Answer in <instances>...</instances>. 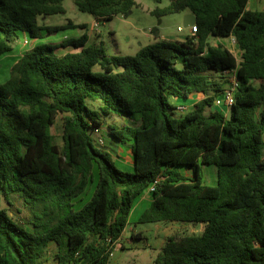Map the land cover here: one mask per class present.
Wrapping results in <instances>:
<instances>
[{
  "label": "trees",
  "instance_id": "16d2710c",
  "mask_svg": "<svg viewBox=\"0 0 264 264\" xmlns=\"http://www.w3.org/2000/svg\"><path fill=\"white\" fill-rule=\"evenodd\" d=\"M64 1L0 0V55L14 49L21 32L33 42L86 27L39 22L66 13ZM74 1L97 19L129 16L138 5ZM249 3L171 0L152 13H194L198 30L183 41L160 39L121 55L83 34L37 43L13 63L11 78L0 83V264H44L52 242L57 264H109L135 201L158 177L139 221L204 229L170 236L155 264H264V10ZM213 37H234L240 58ZM61 46L72 50L59 54ZM235 70L239 86L228 113L206 112ZM194 94L199 100L190 110L173 101ZM110 113L129 123L105 124ZM60 114L61 144L53 132ZM105 125L129 144L133 171L118 167L111 150L95 143L91 132ZM201 165L216 167V184L205 182ZM92 184L89 199L77 206ZM15 195L32 227L10 209Z\"/></svg>",
  "mask_w": 264,
  "mask_h": 264
},
{
  "label": "rangeland",
  "instance_id": "374dc122",
  "mask_svg": "<svg viewBox=\"0 0 264 264\" xmlns=\"http://www.w3.org/2000/svg\"><path fill=\"white\" fill-rule=\"evenodd\" d=\"M138 5L133 8L129 16L118 14L112 18L97 19L98 25L93 26L94 16L90 13L83 12L78 9L74 0H65L66 13L51 14L40 16L39 22L41 24H67L69 20L74 23H86V27L67 28L54 33H46L44 38H39L37 41L33 40L30 45L25 44L23 34L15 42V47L10 53L0 55V83H3L11 78V66L14 61H17L18 55L23 54L37 43H53L60 44L64 38L78 37L83 34L88 36L90 43H103L108 54H135L142 46L153 44L160 40L155 32L159 30L160 34L169 37L184 36L190 33V27L185 26L182 20V12L166 14L157 16L152 13L155 8H163L170 4L171 0H137ZM249 7L256 10H264V0H250ZM92 22V23H91ZM182 27V30L179 29ZM48 38V40L46 39ZM32 41V39L30 38ZM51 40H54L52 42ZM214 43H225L238 57L240 58V50L238 44L231 38H217L213 37ZM29 44V43H28ZM63 47V46H61ZM71 48V47H70ZM18 54V55H17ZM97 65L95 70H99ZM230 86L226 83L225 87ZM212 94L214 92H211ZM194 98H179L173 99L175 103L184 104L185 111L192 109L197 103L198 95ZM91 107L97 108L99 102H89ZM219 107V105L207 106L206 112H211L217 107L225 110L228 113V106ZM180 115V114H179ZM105 124L113 122L119 125L129 123L127 118L117 113H110L104 115ZM62 114L57 117L56 123L53 125V132L56 135V140L62 143ZM96 144L107 147L114 154V160L118 167L133 171V156L130 153L129 144H120L119 141L113 138L108 132V127L105 125L101 128V132H91ZM104 139L105 145L101 144L100 140ZM201 173L207 184L217 183V171L215 166L201 165ZM183 172L191 176L193 173L184 169ZM152 186V185H151ZM151 186L146 192L140 196L133 206V210L129 217V223L125 232L123 233L116 248L110 256L109 264H155V258L158 252L163 248L167 239L172 235H183L192 233H201L204 229V224L185 223L178 221H160V222H140L139 218L142 212L150 205L152 200ZM94 185L92 184L88 189L86 195L77 202V206L82 205L91 196ZM15 201L14 206L4 201L3 205L9 206L10 209L19 218L24 219L28 227H32L30 223V212L24 205V201L19 196H13ZM21 210V212H19ZM56 244H50L49 253L45 257L44 264H57L55 259Z\"/></svg>",
  "mask_w": 264,
  "mask_h": 264
},
{
  "label": "built area",
  "instance_id": "2783aa9c",
  "mask_svg": "<svg viewBox=\"0 0 264 264\" xmlns=\"http://www.w3.org/2000/svg\"><path fill=\"white\" fill-rule=\"evenodd\" d=\"M98 25V21L96 20L93 24V26H97ZM180 30H182V27L179 28ZM198 29H197V26L195 24H192L191 25V31L192 33L196 32ZM231 38L235 43L236 42V39L234 37H229ZM25 44L27 45H30L32 43V41L30 40V38H25L24 40ZM29 43V44H28ZM239 86V80L236 76V70L232 72V76H231V83H230V86L226 87L224 89V91H222L218 96H217V99H216V102L215 104L216 105H219V107H224L226 108L223 103L225 105L228 106V108H230L232 106V104L235 102V93H236V90ZM185 105H180L179 106V110L180 111H183L185 109ZM229 110V109H228ZM103 140H101L102 142ZM160 180V177L157 178V180L152 184L151 186V190L153 191L155 189V185L156 183Z\"/></svg>",
  "mask_w": 264,
  "mask_h": 264
},
{
  "label": "crops",
  "instance_id": "0c3cea01",
  "mask_svg": "<svg viewBox=\"0 0 264 264\" xmlns=\"http://www.w3.org/2000/svg\"><path fill=\"white\" fill-rule=\"evenodd\" d=\"M189 14H192V12L191 11H189V10H185V11H182V20H183V22L185 23V21L189 24V27H190V33L189 34H192V31H191V25L192 24H194V21H192V19H191V17L189 16ZM97 20V18L94 16V20L92 21V22H95ZM91 22V23H92ZM181 26H179V28H180ZM152 32H154L155 34H156V37H159V39H177V40H180V41H183V40H185L186 39V37L189 35V34H186V35H184V36H178V37H169V36H167V35H161L160 34V32H159V30H157L156 32H155V29L154 28H152ZM20 34H23V37H26V38H29V36H28V34L27 33H24V32H21ZM19 34V35H20ZM44 38V37H43ZM47 40H48V38H46ZM64 39H66V38H64ZM63 39V40H64ZM221 39H224V38H221ZM35 41H37V40H35ZM52 42H54L55 43V41L54 40H51ZM225 44V43H224ZM226 45V44H225ZM227 46V45H226ZM69 50H72V48H70V47H59L58 49H57V52L59 53V54H64V53H66L67 51H69ZM18 55V54H17ZM23 54H21V55H18V57H17V59H19L21 56H22ZM14 62H16V61H14ZM194 97H196V95H194L192 98H194ZM177 101H179V99L177 100ZM176 104H178V105H181V103H176Z\"/></svg>",
  "mask_w": 264,
  "mask_h": 264
},
{
  "label": "water",
  "instance_id": "95a60500",
  "mask_svg": "<svg viewBox=\"0 0 264 264\" xmlns=\"http://www.w3.org/2000/svg\"><path fill=\"white\" fill-rule=\"evenodd\" d=\"M189 16L191 17V19H192V21H194V23H195V21H196V16H195V14L194 13H192V14H189ZM185 26H189V24L185 21Z\"/></svg>",
  "mask_w": 264,
  "mask_h": 264
}]
</instances>
